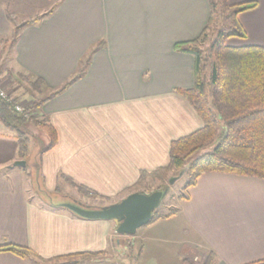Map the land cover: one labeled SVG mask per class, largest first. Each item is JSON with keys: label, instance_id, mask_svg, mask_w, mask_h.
<instances>
[{"label": "crops", "instance_id": "crops-1", "mask_svg": "<svg viewBox=\"0 0 264 264\" xmlns=\"http://www.w3.org/2000/svg\"><path fill=\"white\" fill-rule=\"evenodd\" d=\"M226 2L256 4L238 16L246 38L227 45L264 48V0ZM209 14L207 0H0V82L17 80L10 97L22 96L24 78L41 80L43 94L71 81L35 114L55 131L49 150L31 124L29 160L22 159L16 133L0 122V246L25 247L42 260L106 252L116 221L86 220L64 205L118 203L143 172L167 166L172 141L202 127L177 93L194 85V58L174 45L196 39ZM36 18L3 49L15 24ZM188 196L173 217L136 230L143 245L170 256L174 246L182 264L198 252L212 254V264H264V180L204 173ZM29 261L0 252V264Z\"/></svg>", "mask_w": 264, "mask_h": 264}, {"label": "trees", "instance_id": "trees-1", "mask_svg": "<svg viewBox=\"0 0 264 264\" xmlns=\"http://www.w3.org/2000/svg\"><path fill=\"white\" fill-rule=\"evenodd\" d=\"M207 1L210 14L206 27L196 39L174 45L175 51L190 54L194 58V85L187 90H178L177 93L192 105L203 125L193 133L170 143L167 166L149 174L143 172L137 183L123 190V193L150 194L157 190L165 191L167 180L177 176L185 167L187 170L183 176L187 178V182L177 197L178 202L188 200L189 189L204 173H228L264 180V48L249 46L234 48L227 45L230 39L246 38L238 16L254 9L256 4L248 2L231 6L226 0ZM217 15L221 19V27L208 52L202 54L200 44ZM9 17L13 21L12 16ZM37 20L38 18L15 24L9 45L15 43L19 30ZM21 81L38 97L33 99L31 105L22 107V113L15 111V107L19 105V98L10 95L7 99L0 98V122L16 133L19 156L29 160L31 140L28 126L34 125L46 137L48 143L42 152L55 145V131L45 120L36 118L35 114L45 102L64 92L71 81L47 94L42 92L41 80L30 81L24 78ZM22 87L25 90L24 86ZM26 168L27 165L24 169ZM33 176L36 177L35 174ZM61 179L76 188L81 195L98 197L97 194L73 184L67 178ZM149 181L153 185L156 184V188L153 191H140V188L144 189ZM174 215L175 211L169 210L164 213L156 210L146 226ZM0 252L10 253L21 259H39L28 248L14 244L1 245ZM105 254L106 252H83L50 258L48 261L65 260L66 263L62 264H80L75 260L76 257L94 258ZM68 259L74 260L67 261ZM213 259V255L209 254L204 264H212Z\"/></svg>", "mask_w": 264, "mask_h": 264}, {"label": "rangeland", "instance_id": "rangeland-1", "mask_svg": "<svg viewBox=\"0 0 264 264\" xmlns=\"http://www.w3.org/2000/svg\"><path fill=\"white\" fill-rule=\"evenodd\" d=\"M220 17L219 15L214 17V23L209 27L207 33L204 36V39L202 40L200 44V50L202 54H206L208 52L209 46L211 42L214 40V37L217 34V31L220 29L222 22H220ZM11 36L9 40L5 41L2 46L3 49L8 50L10 45L9 42L11 43ZM9 51V50H8ZM7 51V52H8ZM6 58V56H5ZM8 58L5 59V62ZM7 65V64H6ZM15 77L12 74H9V77H4L3 81L0 82V87H2L3 91L9 95L10 91L14 89L16 86ZM24 86V85H23ZM22 92V96L20 97V93H17L19 96L20 101H26V102H21L19 103V106L25 107L29 106L32 104L33 99L37 98L38 95L29 90L28 86L24 87ZM19 92H21L19 90ZM187 182V178L182 176L181 179H179L174 185L169 186L166 183V193L165 196L160 204V207L157 210H160L164 213H167L169 210L175 211L178 201L177 197L180 196V191L184 187V185ZM156 188V184H151L150 181L146 183V187L143 189V187L140 188V190L144 191H153ZM76 192V191H75ZM118 200V199H114ZM173 230V229H172ZM140 232V231H139ZM142 242L139 240V233H134L133 235H118L114 229H113V234L111 237V241L109 244V248L106 250V254L102 256H96L94 258H90L89 256L84 257L81 259V257H76L75 260L79 262L80 264H95V263H100V264H182L180 262L176 261V254H175V248L174 246L171 247V256L169 253H158L159 250L156 249V251H153V247L148 246L147 244L145 245L146 253H143L139 263L136 262L135 258L137 255H140L141 249H142ZM143 245V246H144ZM203 252V251H202ZM102 253V252H101ZM154 253L155 257H153ZM207 253L205 255L203 253H196L195 256L193 257H184L186 259L183 261L184 264H204L206 258H208ZM178 258V257H177ZM189 258V259H188ZM30 260V259H26ZM73 261L74 259H68L67 261ZM31 264H62L63 262L66 263L65 260H60L57 262H50L48 260H39V259H31Z\"/></svg>", "mask_w": 264, "mask_h": 264}, {"label": "water", "instance_id": "water-1", "mask_svg": "<svg viewBox=\"0 0 264 264\" xmlns=\"http://www.w3.org/2000/svg\"><path fill=\"white\" fill-rule=\"evenodd\" d=\"M24 168V161H16L12 165ZM187 167L178 172L177 176L170 177L167 185H174L182 178ZM166 190H157L146 193H132L121 199L118 203L105 208L90 209L75 205H64V207L76 216L86 220H114L116 221L115 232L118 235H133L137 229L145 227L151 220L165 196Z\"/></svg>", "mask_w": 264, "mask_h": 264}, {"label": "built area", "instance_id": "built-area-1", "mask_svg": "<svg viewBox=\"0 0 264 264\" xmlns=\"http://www.w3.org/2000/svg\"><path fill=\"white\" fill-rule=\"evenodd\" d=\"M8 97H9V95L3 91L2 87H0V98L1 99H7ZM15 111L18 113H22L23 108L18 105L15 107ZM114 231H115V227H114Z\"/></svg>", "mask_w": 264, "mask_h": 264}]
</instances>
